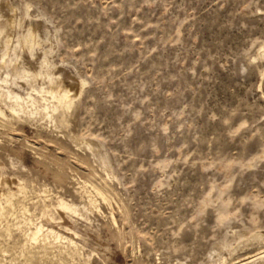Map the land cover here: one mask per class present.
Listing matches in <instances>:
<instances>
[{"label":"rangeland","instance_id":"374dc122","mask_svg":"<svg viewBox=\"0 0 264 264\" xmlns=\"http://www.w3.org/2000/svg\"><path fill=\"white\" fill-rule=\"evenodd\" d=\"M263 47L264 0H0V264H264Z\"/></svg>","mask_w":264,"mask_h":264},{"label":"bare ground","instance_id":"6f19581e","mask_svg":"<svg viewBox=\"0 0 264 264\" xmlns=\"http://www.w3.org/2000/svg\"><path fill=\"white\" fill-rule=\"evenodd\" d=\"M264 48V47H263ZM2 59V58H1ZM1 90V89H0ZM52 91H50V92H48L49 94H50V96H51V99H56V98H59L58 97V93L57 92H53V89H51ZM61 90H62V88H61ZM60 90V91H61ZM60 93V92H59ZM68 93H69V90H67V89H64V90H62V95H61V97L59 98V100L60 99H62V102H64L65 104H66V106L70 103V99H69V95H68ZM48 94V95H49ZM70 94V93H69ZM10 95V94H9ZM27 95V94H26ZM12 99H13V102L11 103L12 105L10 106V111L11 112H13V113H15L16 115L17 114H19V113H26V115L28 116V117H30V118H36V115H37V112H35V111H33V110H25V107L22 105V103L24 102V98L22 99L20 96H18V95H14L13 97H11ZM27 98L28 99H31V97L29 96H27ZM11 99V100H12ZM10 100V101H11ZM34 100V99H33ZM58 100V99H57ZM50 101V100H49ZM61 101V100H60ZM41 102V101H40ZM61 102V103H62ZM46 106V105H45ZM44 106V107H45ZM47 109H49L48 108V106L45 108V113L47 114V116H49L50 117V115H49V113H47ZM53 109V108H52ZM51 109V110H52ZM50 110V109H49ZM53 111V110H52ZM0 116H2V117H6V115H5V113H4V111L0 108ZM61 207H63V208H65V209H67V210H71V211H73V210H75L72 206H69L68 204H66L65 202H63V201H60V204H59ZM40 237H45V238H49V237H52L53 238V240H55V241H58V240H63L64 242L65 241H67V242H69L70 244H75V242L72 240V239H70L69 237H66V236H64L63 234H61V233H59V232H57V231H55L54 229H52V228H47V227H45L44 225H42V224H40L39 226H37L36 227V229H35V231L34 232H32V235H31V239L33 240V241H37ZM44 240V239H43ZM46 240V239H45Z\"/></svg>","mask_w":264,"mask_h":264}]
</instances>
